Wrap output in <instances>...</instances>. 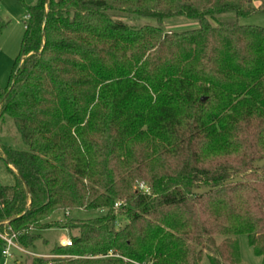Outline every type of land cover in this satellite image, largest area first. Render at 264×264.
I'll use <instances>...</instances> for the list:
<instances>
[{
  "label": "trees",
  "instance_id": "obj_1",
  "mask_svg": "<svg viewBox=\"0 0 264 264\" xmlns=\"http://www.w3.org/2000/svg\"><path fill=\"white\" fill-rule=\"evenodd\" d=\"M27 12L0 90V158L15 177L0 185V230L27 250L39 231L69 230L72 245L32 264H240L237 235L264 264V27L239 23L264 0H37ZM179 16L198 25L164 29ZM7 118L27 150L3 142Z\"/></svg>",
  "mask_w": 264,
  "mask_h": 264
},
{
  "label": "rangeland",
  "instance_id": "obj_2",
  "mask_svg": "<svg viewBox=\"0 0 264 264\" xmlns=\"http://www.w3.org/2000/svg\"><path fill=\"white\" fill-rule=\"evenodd\" d=\"M36 1L37 0H0V19L5 22V27L0 33V90L6 89L9 85V79L14 70L15 61L21 54L22 43L25 36L24 33L26 31V24L28 21L27 8L34 5ZM254 5H256V3H254ZM111 13L116 19H122L132 26L156 24L155 19L150 17H142L137 15L129 16L126 13L120 11ZM235 18L236 17L234 13H226L218 16L220 21L232 20ZM239 23L256 26L259 25L264 27V12L253 14L248 17H241L239 18ZM197 25V20H189L179 16L176 18L167 19L164 22L163 27L165 30L179 31L183 29L195 28ZM1 130L2 140L5 144L10 146L12 145L17 149L22 150H27L29 148L28 145H25L23 142L21 135L16 130L11 119L7 118V120L1 126ZM263 163L264 160L257 161L254 163V166L259 168ZM14 181L15 177L10 173L8 165L0 158V185L13 184ZM61 216L64 217V214L61 213ZM61 216L56 214V217ZM65 216L68 217L69 215L65 214ZM71 216L91 217L92 215H87L83 212H76L74 214L72 213ZM118 221L119 226H123L129 220L126 215H123L118 218ZM39 232H41L43 238L36 242V245L38 246L30 250L41 256L44 255L43 257H49V255L57 256L51 254L52 249L57 245H62L61 242L69 237V230L62 227H52ZM223 238L224 236L217 235L216 241L219 242ZM237 240L241 255L240 264H262L260 258L254 254L253 249L248 246L247 237L245 235H237ZM33 256L34 255H19L17 257L23 259L20 264H32ZM4 261L5 260L3 255H1L0 247V264H4ZM8 264L15 263L11 260ZM202 264H207L206 259L202 261Z\"/></svg>",
  "mask_w": 264,
  "mask_h": 264
},
{
  "label": "built area",
  "instance_id": "obj_3",
  "mask_svg": "<svg viewBox=\"0 0 264 264\" xmlns=\"http://www.w3.org/2000/svg\"><path fill=\"white\" fill-rule=\"evenodd\" d=\"M27 18H29L27 16ZM137 186L139 189H141L145 193H149L150 189L142 182L137 183ZM117 206H120L119 203L116 204ZM67 215H69V212H67ZM0 237L6 241V245L2 248V255L4 257V264H8L11 260H15V258L18 256L17 253L20 255H34V256H41L35 253L29 252L27 249H25L17 240V233L13 231L12 227L7 225V228L5 231L0 230ZM73 241L71 238H67L62 242V245H72ZM50 257H54L53 255H49Z\"/></svg>",
  "mask_w": 264,
  "mask_h": 264
},
{
  "label": "crops",
  "instance_id": "obj_4",
  "mask_svg": "<svg viewBox=\"0 0 264 264\" xmlns=\"http://www.w3.org/2000/svg\"><path fill=\"white\" fill-rule=\"evenodd\" d=\"M9 185H12V184H9ZM65 237V236H64ZM64 237H63V239H64ZM62 243V242H61ZM36 246H38V245H36ZM29 252L31 251V250H28ZM32 253H35V252H33V251H31ZM36 254V253H35ZM1 255H2V248H1ZM17 255L19 256L20 254L19 253H17ZM39 255V254H38ZM46 255H49V254H46ZM45 255V256H46ZM42 256H44V255H42ZM22 258H18V257H16L15 258V260H13V262L16 264H20L21 262H22Z\"/></svg>",
  "mask_w": 264,
  "mask_h": 264
},
{
  "label": "water",
  "instance_id": "obj_5",
  "mask_svg": "<svg viewBox=\"0 0 264 264\" xmlns=\"http://www.w3.org/2000/svg\"><path fill=\"white\" fill-rule=\"evenodd\" d=\"M202 100H203V98H202Z\"/></svg>",
  "mask_w": 264,
  "mask_h": 264
}]
</instances>
